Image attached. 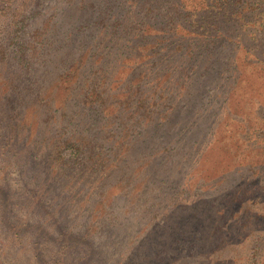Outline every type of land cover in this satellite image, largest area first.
I'll return each mask as SVG.
<instances>
[{"label": "rangeland", "instance_id": "374dc122", "mask_svg": "<svg viewBox=\"0 0 264 264\" xmlns=\"http://www.w3.org/2000/svg\"><path fill=\"white\" fill-rule=\"evenodd\" d=\"M254 1L0 0V264H264Z\"/></svg>", "mask_w": 264, "mask_h": 264}, {"label": "trees", "instance_id": "16d2710c", "mask_svg": "<svg viewBox=\"0 0 264 264\" xmlns=\"http://www.w3.org/2000/svg\"><path fill=\"white\" fill-rule=\"evenodd\" d=\"M212 1V0H211ZM214 1H217V0H214ZM229 1H232V0H229ZM234 1V0H233ZM236 1V0H235ZM259 3H263L264 4V0H255L254 1V3H253V7H255L257 4H259ZM236 14L237 13H239V10L238 9H236ZM261 12H263V14H260ZM260 15H262L261 17H260V24L261 25H264V9H261L259 12H258ZM75 152L74 153H79L80 151H82L81 150V148L79 149V147H75Z\"/></svg>", "mask_w": 264, "mask_h": 264}]
</instances>
